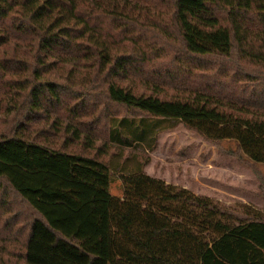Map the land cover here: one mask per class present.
I'll return each instance as SVG.
<instances>
[{"label": "trees", "instance_id": "trees-1", "mask_svg": "<svg viewBox=\"0 0 264 264\" xmlns=\"http://www.w3.org/2000/svg\"><path fill=\"white\" fill-rule=\"evenodd\" d=\"M178 124L264 164V0H0V253L264 264V213L240 203L241 218L128 152Z\"/></svg>", "mask_w": 264, "mask_h": 264}, {"label": "rangeland", "instance_id": "rangeland-1", "mask_svg": "<svg viewBox=\"0 0 264 264\" xmlns=\"http://www.w3.org/2000/svg\"><path fill=\"white\" fill-rule=\"evenodd\" d=\"M218 11L223 12L221 8ZM105 135L104 131L98 133L100 137ZM156 137V145L152 150L142 147H135L131 152L128 150L130 154H138L141 159H146L143 166L146 174L195 194L208 196L241 218L247 216L243 214V209L237 207L240 203L264 213V164L247 160L234 141H208L183 124L161 131ZM69 147L85 150L73 145ZM87 152L95 154V150ZM114 175L109 191L119 195L121 181L118 173ZM1 189L3 182L0 180ZM3 244L0 241V245ZM0 259L12 264L14 262L4 253H0Z\"/></svg>", "mask_w": 264, "mask_h": 264}]
</instances>
